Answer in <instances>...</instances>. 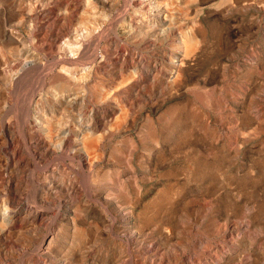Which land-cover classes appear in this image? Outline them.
<instances>
[{
	"label": "rangeland",
	"instance_id": "374dc122",
	"mask_svg": "<svg viewBox=\"0 0 264 264\" xmlns=\"http://www.w3.org/2000/svg\"><path fill=\"white\" fill-rule=\"evenodd\" d=\"M0 193V264H264V0H0Z\"/></svg>",
	"mask_w": 264,
	"mask_h": 264
},
{
	"label": "bare ground",
	"instance_id": "6f19581e",
	"mask_svg": "<svg viewBox=\"0 0 264 264\" xmlns=\"http://www.w3.org/2000/svg\"><path fill=\"white\" fill-rule=\"evenodd\" d=\"M157 7V6H156ZM125 10V9H124ZM154 10V9H153ZM156 13V12H155ZM116 14V13H115ZM116 17H118V15L116 16ZM120 17H121V15H120ZM112 22V21H111ZM149 25V24H148ZM105 28V27H104ZM149 29V28H148ZM103 30V29H102ZM100 31V30H99ZM148 31H150V30H148ZM119 32H120V30H119ZM100 36H101V34H100ZM94 38V37H93ZM102 39V38H101ZM100 41V40H99ZM108 43V42H107ZM197 50V49H196ZM22 53V52H21ZM183 53V52H182ZM26 54H27V52H26ZM89 55V54H88ZM70 57V56H69ZM82 57V56H81ZM186 57H188V55L186 56ZM64 58H66V57H64ZM77 60V59H76ZM80 60V59H79ZM91 60V59H90ZM31 61V60H30ZM34 61V60H33ZM83 61H85V60H83ZM29 62V61H28ZM51 62V61H50ZM77 62V61H76ZM90 62V61H89ZM14 63V62H13ZM55 63V62H54ZM6 64V63H5ZM33 64V63H32ZM37 63H35V65H36ZM39 64V63H38ZM46 64V63H45ZM51 64H53V63H51ZM71 64V63H70ZM76 64V63H75ZM27 65V64H26ZM25 65V66H26ZM56 65V64H55ZM42 66V65H41ZM43 66H44V63H43ZM47 66V65H46ZM49 66H50V64H49ZM12 67H13V65H12ZM87 67V66H86ZM4 68V67H3ZM15 68V67H14ZM20 68V67H19ZM37 68V67H36ZM35 68V69H36ZM50 68V67H49ZM5 69V68H4ZM26 69V68H25ZM32 69V68H31ZM40 69H42V68H40ZM52 69H53V67H52ZM10 70V69H9ZM8 70V71H9ZM21 70V69H20ZM42 70H44V69H42ZM22 71H23V69H22ZM40 71V70H39ZM5 72V71H4ZM28 72H30V70L28 71ZM34 72V71H33ZM44 72V71H43ZM53 72H55V71H53ZM89 72V71H88ZM10 73V72H9ZM38 73V72H37ZM19 75L21 74V73H18ZM26 74V73H25ZM50 74V73H49ZM56 74H58V73H56ZM60 74V73H59ZM54 76V75H53ZM95 76V75H94ZM20 77V76H19ZM27 77V76H26ZM39 77V76H38ZM10 78H11V76H10ZM19 79V78H18ZM32 79V78H31ZM91 79V78H90ZM57 81L58 83H60V85L62 86V87H64V88H66V87H69L70 85H71V79L69 78V77H67L65 74H60V75H58V76H55L54 78H53V81ZM16 82V81H15ZM14 82V85H16L17 83H15ZM29 82V81H28ZM44 82V81H43ZM43 82H42V84H43ZM48 83V82H47ZM40 84H41V82H40ZM40 84H39V86H40ZM13 85V84H12ZM16 86H18V85H16ZM37 86V85H36ZM14 87V86H13ZM92 87V85H90V83H88V82H86L85 84H82L81 85V87L80 88H84V89H86V91L87 92H89V93H94V90L91 88ZM32 88V87H31ZM44 88V87H43ZM22 89V88H21ZM30 89V88H29ZM13 91L15 92L16 90H14L13 89ZM36 93V92H35ZM43 94V93H42ZM29 95V94H28ZM32 96V95H31ZM34 96V95H33ZM71 96V95H70ZM70 96H67V98L68 97H70ZM14 97V96H13ZM61 97H63V96H61ZM201 97V96H200ZM33 98V97H32ZM71 99H72V96L70 97ZM69 98V99H70ZM35 99H36V97H35ZM16 100V99H15ZM24 100V99H23ZM27 100H28V98H27ZM31 100V99H30ZM32 101V100H31ZM40 101V100H39ZM14 102V101H13ZM15 103V102H14ZM20 103V102H19ZM25 103V102H24ZM28 103L30 104V102L28 101ZM21 104H23V103H21ZM45 106V105H44ZM81 106V105H80ZM21 107V106H20ZM29 107V106H28ZM79 107V106H78ZM82 107V106H81ZM30 108V107H29ZM93 109V108H92ZM26 110V109H25ZM39 110V109H38ZM76 110H77V108H76ZM20 111V110H19ZM32 111V110H31ZM109 112V111H108ZM76 113H77V111H76ZM41 115V114H40ZM19 116V115H18ZM35 116V115H34ZM59 117V116H58ZM37 120V119H36ZM38 121H39V119H38ZM42 121H43V119H42ZM61 121V120H60ZM26 122V121H25ZM37 122V121H36ZM58 123V122H57ZM59 124V123H58ZM58 126V125H57ZM92 127V126H91ZM44 130V129H43ZM33 131V130H32ZM59 133V132H58ZM41 136V135H40ZM39 136V137H40ZM57 138V137H56ZM55 138V139H56ZM75 139V138H74ZM73 139V140H74ZM25 140V139H24ZM37 140V139H36ZM39 140V139H38ZM26 141V140H25ZM54 141V140H53ZM76 147H77V149H79L81 152H83V153H85V155L84 156H86V157H88V154H87V152H86V147H91V146H93V144H94V142H95V138H93L92 137V135L90 134H87V132L86 131H82V134L78 137V138H76ZM27 143V142H26ZM57 143H58V141H57ZM72 143V142H71ZM57 145V144H56ZM28 147H29V145H28ZM60 148V147H59ZM63 149V148H62ZM72 150V149H71ZM44 151V150H43ZM46 151V150H45ZM44 151V152H45ZM28 152V151H27ZM43 152V153H44ZM60 152V151H59ZM80 153V152H79ZM61 155V154H60ZM51 156V155H50ZM55 157V156H54ZM59 157V156H58ZM74 157V156H73ZM68 158V157H67ZM53 159V158H52ZM55 159H57V157L55 158ZM77 159H78V157H77ZM68 160V159H67ZM63 161V160H62ZM80 163V162H79ZM85 163V162H84ZM94 164V163H93ZM83 165H81V167H82ZM80 167V166H79ZM73 169V168H72ZM82 170V169H81ZM118 171V170H117ZM82 173V172H81ZM81 173H79V174H81ZM89 174V173H88ZM87 176V175H86ZM89 180V179H88ZM83 183V182H82ZM3 184V183H2ZM84 186V185H83ZM86 187V186H85ZM38 190V189H37ZM84 192V191H83ZM116 193V192H115ZM1 194V193H0ZM82 194H85V193H82ZM90 195V194H89ZM88 198H90V197H88ZM56 199V198H55ZM61 199V198H60ZM84 199H85V196H84ZM87 199V198H86ZM100 201V200H99ZM13 204V203H12ZM125 211H128V210H125ZM71 213V212H70ZM6 214V211H4V210H2L1 212H0V216H4ZM78 214V213H77ZM123 214V213H122ZM126 214V213H125ZM113 217V216H112ZM131 219V218H130ZM8 220V219H7ZM81 232H83V230L81 229L80 230ZM134 235V234H133ZM48 236V235H47ZM43 238H44V236H43ZM132 241V240H131ZM36 243V242H35ZM130 243V242H129ZM35 245V244H34ZM146 246V245H145ZM42 250L43 248H42V245H40V246H38V248H37V251L38 250ZM126 249H127V247H126ZM132 254V253H131ZM28 255H30V254H28ZM43 255V254H42ZM138 255V254H137ZM151 255V254H150ZM42 257V256H41ZM38 259V258H37ZM149 259H151V258H149ZM157 259V258H156ZM40 260H41V258H40ZM43 260V259H42ZM44 260H46V259H44ZM43 260V261H44ZM35 261V260H34ZM152 261V260H151ZM39 262V261H38ZM160 262H161V259H160ZM44 263V262H43ZM46 263V262H45ZM126 263V262H125ZM130 263V262H129ZM156 263V262H155ZM154 263V264H155ZM34 264H36V263H34Z\"/></svg>",
	"mask_w": 264,
	"mask_h": 264
}]
</instances>
